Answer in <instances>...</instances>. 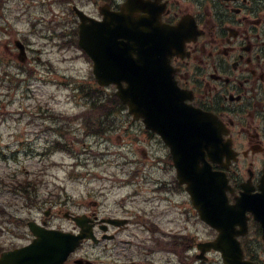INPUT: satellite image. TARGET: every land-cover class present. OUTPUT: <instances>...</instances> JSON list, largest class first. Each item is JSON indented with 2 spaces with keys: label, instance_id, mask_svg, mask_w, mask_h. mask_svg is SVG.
Returning a JSON list of instances; mask_svg holds the SVG:
<instances>
[{
  "label": "rangeland",
  "instance_id": "obj_1",
  "mask_svg": "<svg viewBox=\"0 0 264 264\" xmlns=\"http://www.w3.org/2000/svg\"><path fill=\"white\" fill-rule=\"evenodd\" d=\"M59 10L47 0H0V246L11 248L32 240L22 218L47 219L50 224L67 227L68 222L58 213L60 207L81 212L100 204V211L124 208L136 219L139 216L141 222H148L145 231L140 229L137 242L149 234L150 217L159 222L167 228L170 252L164 253L152 242L148 247L155 248L157 263L180 264L174 251L183 249L177 239H184L174 238L168 231H182L187 225L203 241L213 231L200 221L191 201L183 199L186 196L181 186L171 180L172 172L166 166L147 164L142 168L135 162L128 163L126 158L132 161L137 155L153 162L150 152L148 157L127 152L119 127L124 123L122 118L129 126L132 118L115 113L106 123L114 127L112 132L100 137L87 134L93 115L88 107L90 99L85 100L76 90L81 85L97 83L93 63L76 43L63 40L69 38L67 35H58L70 29V25H59L62 21L55 16ZM17 38L29 46L25 63L18 59L19 51L14 45ZM103 91L113 93L112 89ZM58 117V123L52 122ZM58 126L63 127L65 139L55 131ZM131 127L133 134L143 129L137 122ZM66 140L71 151L54 150L56 141ZM139 146L147 151L158 150L156 155L166 159L165 146L158 140L142 141ZM28 175L38 178L32 197L39 201L31 197L26 202L23 198L26 196L20 180ZM156 197H167V201H156ZM49 208L52 212L46 216ZM263 249L264 246L260 248ZM196 263L220 264V257L211 255L209 260Z\"/></svg>",
  "mask_w": 264,
  "mask_h": 264
},
{
  "label": "flooded vegetation",
  "instance_id": "obj_2",
  "mask_svg": "<svg viewBox=\"0 0 264 264\" xmlns=\"http://www.w3.org/2000/svg\"><path fill=\"white\" fill-rule=\"evenodd\" d=\"M55 1L60 7L57 16L71 25L69 36L74 41L79 38L81 19L86 17L88 23L119 18L122 24L133 27L141 17L151 16L166 24L167 85L174 82L180 90L176 95L182 102L207 114L205 127L216 139L203 149L206 161L227 180L226 194L231 203L243 192L248 197H264V0ZM124 116L132 118L130 126L123 118L120 126L127 152L145 157L148 152L153 154V162L148 163L137 155L132 161L126 158L128 163L135 162L142 168L147 164L157 168L166 166L172 172L171 180L178 181L170 148H165V160L156 155L158 150L141 148L140 142L150 143L159 137L146 130L141 120ZM136 122L143 129L133 134L131 126ZM201 157L197 153L194 168H203ZM181 188L188 198L185 185ZM97 204L95 201L94 205ZM98 206L84 214L100 239L84 241L66 264H152L156 254L152 248H142L143 242L136 244L137 249L134 247L141 228L139 216L136 219L124 208L100 211ZM247 215L249 231L239 237L245 257L264 264V249L260 250L264 246L261 225L253 213L248 211ZM69 222L70 226L64 227L66 230H80L73 219ZM148 228L152 231L151 226ZM211 230L209 240L217 234ZM158 236L167 240V232L160 229L147 235L151 241ZM198 245L196 241L193 250L198 251ZM161 251L167 252V248Z\"/></svg>",
  "mask_w": 264,
  "mask_h": 264
},
{
  "label": "water",
  "instance_id": "obj_3",
  "mask_svg": "<svg viewBox=\"0 0 264 264\" xmlns=\"http://www.w3.org/2000/svg\"><path fill=\"white\" fill-rule=\"evenodd\" d=\"M88 29L82 27L80 44L95 61L94 72L99 83L108 85L128 81L126 88L119 84L117 95L129 105L131 113L143 116L147 126L158 131L171 145L181 182L188 183L187 189L200 209L202 218L220 231L217 240L209 243L208 248L220 249L224 253L225 264H254L243 260L239 244L234 238L237 234L233 230L235 224L243 225L245 217L231 214L240 209L241 201L245 202L247 197L235 206H229L226 200L211 197L202 190V182L189 178L195 169L189 163L192 160L190 156L195 154L196 158L197 153L196 143L192 139L198 138L200 131L196 124L185 120H192L191 116H197V113L182 108L175 110L174 104L167 101V44L163 40L164 32L159 29L154 32L137 29L134 33H128L124 30L123 36L128 41H118L120 34L116 30L107 36L100 26L91 28L89 33ZM106 33H110V30ZM16 43L21 49L19 58L25 61V46L19 40ZM204 174L203 186L216 187L217 184L212 182L218 174L212 172L210 166H205ZM247 202H250L249 199ZM250 208L264 229V202H253ZM30 227L37 236L34 242L13 253L4 254L0 264L10 262L8 257L14 258V264H61L83 238L93 237L92 230L86 228L79 234H71L49 230L34 223Z\"/></svg>",
  "mask_w": 264,
  "mask_h": 264
},
{
  "label": "trees",
  "instance_id": "obj_4",
  "mask_svg": "<svg viewBox=\"0 0 264 264\" xmlns=\"http://www.w3.org/2000/svg\"><path fill=\"white\" fill-rule=\"evenodd\" d=\"M84 91H88V95L90 94V92L97 93V98L99 99V90L98 89L90 87V89H87V90H84ZM91 96H92V98L94 100V96L93 95H91ZM111 98L114 99L116 97H115L114 94H111V97L110 96L108 97V102L109 103L111 101ZM94 101H96V100H94ZM99 102H100V100L96 101L93 106L96 107V108H98L99 110H102V105L103 104L100 105ZM111 104H113V103L111 102L110 104H107L108 105V113L111 112L112 108L114 107V105L112 106ZM24 182L27 185V186L24 187V189H25V192L24 193L28 197H30L31 194H32V192H33V190L36 189L35 181L34 180H29V179L26 178L24 180Z\"/></svg>",
  "mask_w": 264,
  "mask_h": 264
}]
</instances>
